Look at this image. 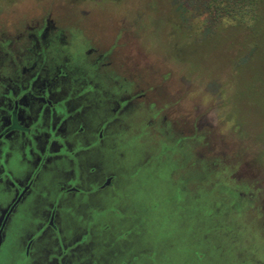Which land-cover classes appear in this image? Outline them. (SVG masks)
I'll use <instances>...</instances> for the list:
<instances>
[{"label":"rangeland","instance_id":"1","mask_svg":"<svg viewBox=\"0 0 264 264\" xmlns=\"http://www.w3.org/2000/svg\"><path fill=\"white\" fill-rule=\"evenodd\" d=\"M39 21L108 52L111 94L141 96L101 154L116 189L83 238L101 264H264V78L246 83L229 20L207 0H0V42Z\"/></svg>","mask_w":264,"mask_h":264},{"label":"flooded vegetation","instance_id":"2","mask_svg":"<svg viewBox=\"0 0 264 264\" xmlns=\"http://www.w3.org/2000/svg\"><path fill=\"white\" fill-rule=\"evenodd\" d=\"M78 44L41 21L0 42V264L109 262L83 238L116 189L101 154L141 96L111 94L108 52Z\"/></svg>","mask_w":264,"mask_h":264},{"label":"trees","instance_id":"3","mask_svg":"<svg viewBox=\"0 0 264 264\" xmlns=\"http://www.w3.org/2000/svg\"><path fill=\"white\" fill-rule=\"evenodd\" d=\"M207 9L215 19L229 20L230 35L238 39L239 48L251 50L250 60L240 70L242 74L244 69L249 71L246 83L260 82L264 78V0H207ZM261 86L262 96L254 103H264V84Z\"/></svg>","mask_w":264,"mask_h":264}]
</instances>
